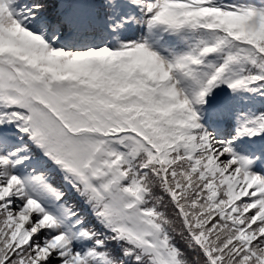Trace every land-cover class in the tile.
Masks as SVG:
<instances>
[{"label":"snow or ice","instance_id":"obj_1","mask_svg":"<svg viewBox=\"0 0 264 264\" xmlns=\"http://www.w3.org/2000/svg\"><path fill=\"white\" fill-rule=\"evenodd\" d=\"M0 264H264V0H0Z\"/></svg>","mask_w":264,"mask_h":264}]
</instances>
